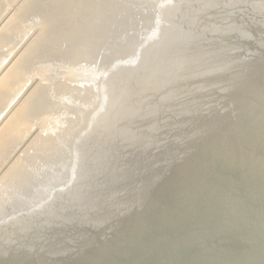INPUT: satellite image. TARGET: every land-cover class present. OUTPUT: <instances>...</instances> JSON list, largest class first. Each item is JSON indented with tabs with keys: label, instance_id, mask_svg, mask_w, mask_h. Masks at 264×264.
I'll use <instances>...</instances> for the list:
<instances>
[{
	"label": "bare ground",
	"instance_id": "bare-ground-1",
	"mask_svg": "<svg viewBox=\"0 0 264 264\" xmlns=\"http://www.w3.org/2000/svg\"><path fill=\"white\" fill-rule=\"evenodd\" d=\"M0 264H264V0H0Z\"/></svg>",
	"mask_w": 264,
	"mask_h": 264
}]
</instances>
